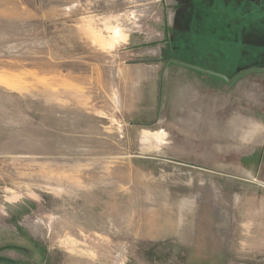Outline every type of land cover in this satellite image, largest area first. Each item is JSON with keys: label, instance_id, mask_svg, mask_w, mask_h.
I'll return each instance as SVG.
<instances>
[{"label": "rangeland", "instance_id": "rangeland-1", "mask_svg": "<svg viewBox=\"0 0 264 264\" xmlns=\"http://www.w3.org/2000/svg\"><path fill=\"white\" fill-rule=\"evenodd\" d=\"M263 69L264 0H0V264H264Z\"/></svg>", "mask_w": 264, "mask_h": 264}, {"label": "crops", "instance_id": "crops-1", "mask_svg": "<svg viewBox=\"0 0 264 264\" xmlns=\"http://www.w3.org/2000/svg\"><path fill=\"white\" fill-rule=\"evenodd\" d=\"M224 125H222V127H223V129H226V125H228V124H226L225 122L223 123ZM220 128H221V125H220V123H218V122H216V123H214V122H211V124H210V130H211V132L212 133H214L215 135H220ZM228 128V127H227ZM149 132V131H148ZM221 136V135H220ZM249 136V134H247V135H244V137L246 138V137H248ZM223 137V136H222ZM178 225V224H177ZM177 225H175V226H173V228H172V226H171V228H172V230H171V233H173V234H175V233H177V228H178V226ZM158 234H160V233H158ZM86 258H88V260L87 259H85L84 257H82V258H80V260H79V264H93L92 262V257L91 258H89V257H86ZM82 259H84V261H82ZM90 261H92V262H90ZM100 264H102V262L100 263ZM104 264V263H103Z\"/></svg>", "mask_w": 264, "mask_h": 264}, {"label": "water", "instance_id": "water-1", "mask_svg": "<svg viewBox=\"0 0 264 264\" xmlns=\"http://www.w3.org/2000/svg\"><path fill=\"white\" fill-rule=\"evenodd\" d=\"M179 64H182V65H185V66H189V65H187V64H183V63H181V62H178ZM264 70V69H263ZM246 72H242V73H240V74H238V75H236L232 80H229L228 82H230V83H232L237 77H239L240 75H243V74H245Z\"/></svg>", "mask_w": 264, "mask_h": 264}, {"label": "flooded vegetation", "instance_id": "flooded-vegetation-1", "mask_svg": "<svg viewBox=\"0 0 264 264\" xmlns=\"http://www.w3.org/2000/svg\"><path fill=\"white\" fill-rule=\"evenodd\" d=\"M241 2L244 1V0H240ZM246 1H249V2H256L257 0H246Z\"/></svg>", "mask_w": 264, "mask_h": 264}]
</instances>
